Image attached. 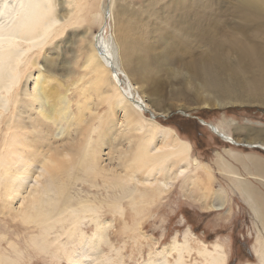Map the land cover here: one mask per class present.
<instances>
[{
	"label": "bare ground",
	"instance_id": "obj_1",
	"mask_svg": "<svg viewBox=\"0 0 264 264\" xmlns=\"http://www.w3.org/2000/svg\"><path fill=\"white\" fill-rule=\"evenodd\" d=\"M178 1L174 0L173 4ZM240 2L256 11L264 8V0ZM81 3L79 0H58V4L56 0L0 2V117L7 111L9 102L15 109L7 111L6 131L0 140V185L13 215L22 226L27 225L21 227L36 231L28 240L31 246L48 254L55 264H108L110 259L103 255L102 246L109 244L113 218L130 220L123 221L122 231L134 234L145 209L177 180H181L185 193L193 196L204 210L221 209L226 193L221 186L214 191L208 189L213 177L211 167L193 157L187 140L172 128L161 125L146 103L135 100L133 95L128 96L116 81V75L121 72L124 77L121 83L143 92V83L133 77L140 69L138 63L131 66L135 59L134 49L125 40L118 44L112 35L103 38L102 30L112 15L110 3L100 0V10L90 14L87 6ZM179 7L183 12L176 20L183 22L190 11L181 4ZM197 10L193 8L192 12L197 14ZM87 15L97 23V32L85 46L82 67L87 73H93V78L85 85L108 86L100 93L108 104L105 114L121 111L120 124L112 115H98V120L94 116L95 123L93 116L90 117L93 108L89 95L86 96L87 89L81 88L80 93L84 95L73 105L67 86L50 87L52 71L48 70L50 75L43 73L51 67L50 57L44 56L45 65H38L36 73L27 76L31 88L18 87L21 68L30 58H26L27 54L56 39V35L65 32L67 25H84ZM202 20L197 15L193 23L199 25ZM120 26L122 28V24ZM79 35L87 39L86 31ZM119 52L134 82L120 67L122 64L119 66ZM169 60L166 55H160L162 64L168 65ZM207 85L212 90L219 88L214 79ZM15 86L18 88L13 91ZM226 102L214 94H206L199 104L221 107L227 105ZM143 110L149 111L148 116ZM28 111L36 116L26 114ZM201 121L225 142L264 151V140H240L218 124ZM119 125L126 130L123 134L126 144H120L125 148L116 151V157H109V151L116 147L109 142L117 136V131H123L116 130ZM130 131L142 133L137 137ZM107 145L108 150L104 152ZM240 155L227 151L230 159L242 164L247 176L239 173L222 155L215 160L216 168L227 177L260 225L251 250L255 264H264V195L251 181H259L264 186V160L247 155L243 161ZM208 199L212 200L210 205ZM89 227L91 231L87 233ZM174 252L171 264H227L228 259L219 241L207 245L186 228L181 241L172 236L167 246L156 252L161 256L159 259L149 256L143 264H168L166 257ZM192 253L195 256L189 263L185 257ZM14 258L0 254V263L20 264L19 257L18 260ZM50 258L48 260H53Z\"/></svg>",
	"mask_w": 264,
	"mask_h": 264
},
{
	"label": "rangeland",
	"instance_id": "obj_2",
	"mask_svg": "<svg viewBox=\"0 0 264 264\" xmlns=\"http://www.w3.org/2000/svg\"><path fill=\"white\" fill-rule=\"evenodd\" d=\"M79 1L87 6L89 14L100 10V0ZM56 2L58 4V0ZM103 2L110 3L112 12L102 30L103 38L112 35L118 44L125 40L134 49L135 59L131 66L138 63L140 69L132 75L138 83H143V92L121 83L124 79L121 72L116 75V81L121 88L124 87L128 96L133 95L135 100L146 103L155 112V119L161 125L172 128L187 140L191 144L193 157L211 167L213 177L208 189L214 191L221 186L226 193V201L221 209L204 210L193 196L185 193L181 180H177L145 209L140 227L134 234L122 231L123 221L127 218H113L108 233L110 245L102 246L103 255L110 259L108 264H143L149 256L159 259L161 256L156 252L167 246L172 236L181 241L186 228L207 245L219 241L227 251V264H255L251 246L260 225L227 177L216 168L215 160L218 155H222L245 177L247 175L242 164L230 159L227 151L239 155L241 153L239 158L243 161H246L247 155L264 160V151L257 147L235 146L225 142L202 124L201 120L218 124L226 133L240 140H264V8L256 11L241 5L240 0H179L176 4H173L174 0ZM180 4L190 11L188 19L183 22L176 20L183 12ZM193 8L198 9L197 14L192 12ZM197 15L204 19L199 25L193 23ZM88 16L84 25H67L65 32L56 35V39L27 54L26 58H30L28 64L25 62L26 65L21 68L18 87L31 88L32 83L27 80V76L34 75L39 69L38 65H45L44 56L50 57L51 67L42 71L44 75H50L48 70L52 71L50 87L67 86L68 97L73 105L84 95L80 93L81 88L87 89L86 96L89 95L93 108L90 117L93 116L95 120L94 116L97 119L98 115H109L105 114L107 101L100 94L108 86L99 88L97 85H85L93 78V73H87V69L82 67L86 57L85 46L91 35L97 32V23ZM83 31H86L87 39L79 35ZM160 55H166L171 63L162 64ZM121 57L123 55L119 52L117 62L128 72L124 58ZM132 75L128 72L130 81L134 82ZM211 79L219 85L218 90L208 87ZM18 87L15 86L13 91ZM206 94L224 99L227 105L203 107L199 102ZM10 110H15L11 102L7 111ZM7 111L0 117V140L6 131L4 120ZM28 112L26 114H32ZM148 112L143 110L145 116H148ZM115 113L110 115L120 124L122 112L117 110ZM230 121L235 124H230ZM116 130H123V127L119 125ZM117 133V138L109 142L116 146L112 152L109 151V157H116L117 152L125 148L120 144H126L123 135L126 130ZM132 133L139 137L142 131ZM159 141L160 138L156 143ZM107 150L108 145L104 147V152ZM251 181L264 195V186L259 181ZM2 191L0 185V254L15 257L16 260L19 257L20 264H55L48 254L32 247L28 240L36 231L22 228L27 225L24 223L22 226L18 217L13 215ZM208 202L210 205L212 200L208 199ZM89 229L86 228L87 233H90ZM194 256L192 253L185 258L190 263ZM174 257L175 252L166 257L168 264H171Z\"/></svg>",
	"mask_w": 264,
	"mask_h": 264
}]
</instances>
